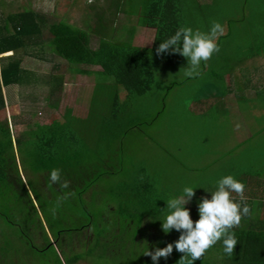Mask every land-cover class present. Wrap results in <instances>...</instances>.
I'll return each instance as SVG.
<instances>
[{"label":"trees","instance_id":"obj_1","mask_svg":"<svg viewBox=\"0 0 264 264\" xmlns=\"http://www.w3.org/2000/svg\"><path fill=\"white\" fill-rule=\"evenodd\" d=\"M111 1L117 13L122 12L130 19L142 16L144 21L147 20L155 30L150 47L132 44L135 33L131 30L120 32L126 35L125 39L115 38L112 34L115 27L110 24L114 21L106 20L100 14L95 27H92L100 37L98 46L61 53L52 40V27L57 25L53 18L34 11L6 16L3 10L5 4L0 0V55L13 52L1 58L0 111L7 105L6 88L40 89L42 83L49 88L46 101H51L60 93L65 101L70 99L69 105L65 103L59 119L42 125L36 122L35 126H30H33L30 131L34 138L26 144L20 137L14 138L8 123L0 122V219L3 221L0 224V264H29L26 260L30 257L26 258V253H23L26 246L32 253L31 258L33 253H43L44 256L45 253H52V257L45 256L47 264H77L82 260L93 264H103L104 261L108 264H155L144 252L148 249L154 252L156 245L160 248L165 245L153 240L158 235L164 239L167 236L169 243L174 244L181 235L175 229L168 234L162 230V210L166 209V200L170 196L167 198L163 192L166 200H162L149 172L151 168L142 166L137 173L125 169L127 149L123 139L142 130L141 124H135L130 116L131 102L153 90L159 71L182 63V55L171 51L158 54L156 50L180 27H187L189 12L184 0H141L136 14H132L134 0ZM59 24L60 36H80L79 27L64 21ZM224 37H219V47ZM256 54L264 57V44L257 47ZM54 55L66 60L69 72L74 64L95 67L96 70L90 71L80 69L79 75L95 73L110 78L115 85L122 87L125 92L121 91L123 98L119 92L114 95L111 114L100 116L102 111H90L89 106L88 110L78 108L80 95L83 94L79 89L76 91V87L75 90L68 89L71 84L66 81L65 74H58L61 63H52L50 56ZM29 57L50 63L42 77H36L32 70L24 66V60ZM183 83H174L172 87ZM106 90L107 87L104 92ZM71 113L74 115L72 121H66ZM75 116L86 117L84 121L90 129L89 133L92 135L98 129V136L92 140L82 138L73 124L77 119ZM54 168L61 170L62 181L69 182L68 189L50 184L49 175ZM27 169L40 173L41 181L26 183L22 172ZM115 174H126L128 178L116 179ZM115 179L119 181L115 194L120 199L117 205L104 200L105 204L100 207L105 206L106 210L96 217L88 204H100L107 186ZM68 191L74 192L75 196L63 201L56 214L52 215L49 209L55 206L57 197ZM260 195L262 197L257 204H253L254 197L247 199L251 215L243 217L241 224L233 229L237 238L233 255L224 254L222 242H218L194 264H264V190ZM236 200L238 202L239 198ZM198 202L193 199L192 204L187 205L194 222L199 219ZM148 217L153 219L152 222ZM74 224L79 226L73 228ZM63 225L69 227H60ZM37 228L41 229L40 237L46 241L43 248L36 247L29 236L30 231L34 229L33 232H36ZM17 237L20 244L11 246ZM76 245L83 250H75ZM182 256L174 247L171 255L167 259L161 257L158 264H178Z\"/></svg>","mask_w":264,"mask_h":264},{"label":"rangeland","instance_id":"obj_2","mask_svg":"<svg viewBox=\"0 0 264 264\" xmlns=\"http://www.w3.org/2000/svg\"><path fill=\"white\" fill-rule=\"evenodd\" d=\"M184 1L189 14H191L186 16V19L188 17L187 27L207 32L212 21H219L225 27L223 35L226 37L221 39L220 52L214 53L206 63H201L199 76L191 79L185 77L183 72L179 73L181 68L187 67L188 64L187 58L184 57L182 63L159 71L153 90L131 102L130 116L134 119L135 124H141L142 130L140 132L137 130L129 134L127 139H123L127 149L125 169L137 173L142 166L150 167L149 172L152 174L156 189L160 190L162 200H166L163 197V192L167 198L169 196L171 198L182 194V190L186 186L196 189L194 200L201 201L204 196L211 199L210 193L204 195V191L215 188L221 177L233 175L245 186H249V180L251 184L257 187L261 186V189L257 188L259 190L251 191V196L245 188V197L247 199L254 197L253 204H257L262 197L260 194H263L264 190L262 189L264 187V116L254 120L249 103L251 102L257 111L263 110L264 66L260 64L264 65V57L256 54V49L264 44V0ZM2 2L5 4L3 10L6 16L18 12L34 11L53 18L57 25L52 27V40L54 46L61 53L97 47L100 37L93 32L92 27H95L97 16L100 14L106 20L114 21L110 24L115 27L112 33L114 37L116 36L115 38L125 39L126 35L121 33L134 32L135 35L133 34L134 38L131 43L135 46L150 47L155 35V30L150 27L147 20L144 21L142 16H133L134 18L130 19L122 12L117 13L118 10L112 5L111 0H2ZM140 4L141 0H134L132 14L139 12ZM62 21L79 27L81 29L80 36H60L58 34L59 23ZM253 53L256 58H252ZM220 55H223L222 59H220ZM249 55L252 58L250 61L247 60ZM2 56H7V53L0 55V69ZM50 57L52 63H61L62 67L58 74L61 72L65 74L66 81L71 84L68 89L75 90L76 87V91L79 89L82 92L81 103L84 102L91 107L90 111L92 109L97 112L98 110L102 111L100 116H104L106 113L107 115L111 114L110 106L113 97L118 92L120 95L124 92L122 87L115 85L110 78L98 76L95 73L80 76L79 70L83 66L76 64L71 67V72H69L64 58L57 55ZM233 64L235 70L232 69ZM49 65L50 63L36 60L33 57L24 60V66L32 70L36 77H42L41 74L48 71ZM210 65L214 66L215 72L211 70ZM84 67L89 68V66ZM212 75H218L219 78L224 77L226 80L224 83L228 82L227 78H231V81L229 80L230 90L241 91L247 87L251 89L253 82L256 83L255 92L251 93L253 99L249 102L243 96L238 100L234 97L232 103L228 97H218L217 102H220L221 105L215 107V102L212 103V100L216 94H222L223 91L214 90L212 80H210ZM187 79L189 81H186ZM183 81L186 82L183 83ZM181 82L183 84L172 87L174 83ZM40 85V89L33 86L35 89L12 87L4 90L8 98L6 108L0 111V122L8 123L14 138L20 137L23 144L31 142L34 138L30 131L33 127H30L31 125L36 122L41 125L48 124L59 119L65 103L70 104V99L65 101L61 93L55 95L51 101H46L49 88L43 86L42 83ZM105 87H107L106 92H104ZM258 103L262 109H259ZM198 104L204 107L201 116L193 110V106H199ZM137 109L140 111L137 112ZM97 114L96 117L99 120ZM72 115V113L71 116L68 115L66 121H72ZM75 117L77 119L73 124L82 138L92 140L98 136V129L92 135L89 133L90 129L87 128L84 121L86 117ZM115 145L118 147V142ZM16 151L22 159L17 146ZM133 168L135 169L133 170ZM22 173L26 183L41 181L40 173L36 174L31 169ZM175 174L180 178H175ZM114 176L121 180L128 178L126 174L120 176L115 174ZM246 178L249 179L248 183H245ZM116 179L114 183L107 186V192L100 204H88L91 213L96 217L104 214L105 206L100 207V205L105 202H113L117 205L120 198L115 194L119 184ZM148 219L150 222L153 220L149 217ZM2 222L0 219V224ZM75 226L79 225L74 224L72 227ZM60 227L68 228L69 226ZM17 230L18 228H16L15 234ZM33 231L34 229L30 231V235L28 234L31 236L30 239L36 247L43 248L46 241L40 237L41 229L37 228L36 232ZM11 232L9 231L10 234ZM12 236L14 238V235ZM168 238L166 236L164 239L158 235L153 242L166 247L169 244ZM19 244L18 238L11 243V246L17 247ZM26 245L25 243L24 246ZM156 247L158 246L156 245ZM80 249L81 247L76 245L75 250L80 251ZM29 251L28 246L23 249V253H26L25 257H30L26 260L29 264H47L45 256L48 258L53 256L52 253H49L50 255L45 253V256L43 253H33L31 258L32 253L30 254ZM102 263L108 264L107 261ZM77 264L93 263L82 260Z\"/></svg>","mask_w":264,"mask_h":264},{"label":"clouds","instance_id":"obj_3","mask_svg":"<svg viewBox=\"0 0 264 264\" xmlns=\"http://www.w3.org/2000/svg\"><path fill=\"white\" fill-rule=\"evenodd\" d=\"M224 32L225 27L215 20L211 22L207 32L180 27L174 35L161 42L156 51L158 54L171 51L187 58V67H182L179 73L183 72L185 77L195 78L200 75L201 63H206L214 53L220 51L217 41ZM49 181L50 184H59L62 189L69 188V182L62 181L61 170L58 168L51 170ZM195 190L186 186L182 194L166 200L167 207L162 210L163 218L160 219L162 230L168 234L175 229L181 235L174 244L169 243L164 248L156 247L154 252L149 249L144 252L155 264H158L161 257L167 259L174 247L183 254L178 264H194L218 242H222L224 254L229 257L233 255L237 245L233 229L241 224L243 217L251 215V208L244 195V183L233 175L221 177L216 183L215 191L209 192L211 199L207 196L201 198L198 204L199 219L194 222L187 205L195 196ZM73 196L75 193L68 191L57 197L55 206L49 209L52 215L56 214L63 201ZM236 197L239 198L238 202Z\"/></svg>","mask_w":264,"mask_h":264},{"label":"crops","instance_id":"obj_4","mask_svg":"<svg viewBox=\"0 0 264 264\" xmlns=\"http://www.w3.org/2000/svg\"><path fill=\"white\" fill-rule=\"evenodd\" d=\"M220 52V51H219ZM13 54V53H12ZM11 54V55H12ZM8 56V55H7ZM222 56L223 55H220V59H222ZM252 58H256V55L255 54H253L252 55ZM252 58H251V56L249 55L248 56V61H250V60H252ZM252 65V64H251ZM260 65H262V66H264L263 64H260ZM83 67L81 68L82 70H86V71H90V70H96L97 68H95V67H89V68H87V67H84V66H86V65H82ZM210 67H211V70H213L214 71V66H211L210 65ZM232 69H236L235 68V65L233 64V66H232ZM231 69V70H232ZM215 72V71H214ZM80 76H83V75H80ZM215 75H212L211 76V78H210V80H212V85H213V87H214V90L216 89V90H219V91H223V93L221 94V93H218V94H216L215 95V98L212 100V103H214V106L216 107V106H220L221 105V103L220 102H217V99H218V97H228V100L229 101H231L232 103H233V99H234V97H235V99H240V97L241 96H243V98H246L249 102L251 101V99H253V97L251 96V93H253L254 94V92H255V89H256V83H254L253 82V85L251 86V89H250V87H247V88H244L243 90H241V91H239V90H230L229 89V80L231 81V78L229 79V78H227V81L228 82H225L224 83V81H226L225 80V78L223 77H221V78H219L220 76H218V75H216L215 77H214ZM238 76H240V74H238ZM228 86V87H227ZM199 93H201V92H199ZM252 97V98H251ZM256 100H257V98H256ZM258 101V100H257ZM222 102V101H221ZM199 105V104H198ZM249 105H250V108L252 109V117H253V119L255 120L257 117L259 118V117H262V116H264V107H262L261 105H259V103H258V107H259V109H262L263 108V110H261V111H257L256 110V108H253V105H252V103L250 102L249 103ZM78 106V108L79 109H81V111L82 110H88V106L84 103V102H82L81 104L79 103V105H77ZM197 106V105H196ZM193 106V110H194V112L196 113H198L199 114V116H201L202 115V112H204V107H202V106ZM195 107H196V109H195ZM260 107H262V108H260ZM258 115V116H257ZM136 136V135H135ZM170 150V149H169ZM170 154V153H169ZM214 155L216 156V153H214ZM184 167V166H183ZM185 168V167H184ZM190 171H192V172H195V171H193V170H190ZM171 175H173V174H171ZM179 175H180V173H179ZM179 175H177V174H175V178H180V176ZM170 181L172 180V179H169ZM249 180V179H248ZM248 180H247V178H246V180H245V183H248ZM245 188L247 189V193H250L249 195L251 196L252 195V192L251 191H254L255 189H257V188H259V189H261V186H259V187H257L256 185H253V184H251V181L249 180V186H245ZM215 189H216V187L215 188H210V189H207V190H205L204 191V195H208L209 194V192H212V191H215ZM259 189H257V190H259ZM262 189H264V187H262ZM171 190H172V188H171ZM208 191V192H207ZM180 195V194H179ZM209 195H211V193L209 194ZM234 196H235V194H233ZM192 202H193V199H192V201L189 203V204H192ZM200 202V201H199ZM198 202V203H199ZM188 204V205H189Z\"/></svg>","mask_w":264,"mask_h":264},{"label":"water","instance_id":"obj_5","mask_svg":"<svg viewBox=\"0 0 264 264\" xmlns=\"http://www.w3.org/2000/svg\"><path fill=\"white\" fill-rule=\"evenodd\" d=\"M12 53H13L12 51L11 52H8L7 55H11Z\"/></svg>","mask_w":264,"mask_h":264}]
</instances>
